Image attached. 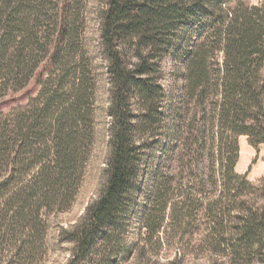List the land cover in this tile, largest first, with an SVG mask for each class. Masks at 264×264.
Wrapping results in <instances>:
<instances>
[{"label":"trees","instance_id":"16d2710c","mask_svg":"<svg viewBox=\"0 0 264 264\" xmlns=\"http://www.w3.org/2000/svg\"><path fill=\"white\" fill-rule=\"evenodd\" d=\"M85 4L0 0V93L37 89L0 110V264L38 263L85 176L98 89ZM99 46L106 183L65 231L66 264H126L136 219L146 242L202 233L212 254L264 264V178L236 172L239 137L264 144V0H107Z\"/></svg>","mask_w":264,"mask_h":264},{"label":"rangeland","instance_id":"374dc122","mask_svg":"<svg viewBox=\"0 0 264 264\" xmlns=\"http://www.w3.org/2000/svg\"><path fill=\"white\" fill-rule=\"evenodd\" d=\"M107 0H85L84 16L86 18L84 39L88 44L97 73V103L95 111V143L92 154L86 166L85 176L76 200L71 208L53 213L48 219L46 237L47 252L37 264H66L72 253L74 243L66 238L65 231L70 230L82 218L87 205L95 200L106 183V165L110 154L111 117L108 112L110 92L106 74V61L99 46L101 35V14ZM249 5H257L262 0H244ZM168 77V75H167ZM166 77V78H167ZM37 89L31 82L25 88L15 93H0V110L9 113L25 106L28 98L35 95ZM240 159L236 172L247 173L248 179L258 181L264 178V144L253 146L248 136L239 137ZM146 229L142 228L139 219L133 221L128 241L139 243L134 255L126 264H239L225 255H214L206 250L201 242L202 233L188 234L186 237L174 234L165 229L160 233L159 242H146ZM181 238L182 240L178 239ZM180 240V241H179ZM146 244V250L140 253L141 246ZM250 264H258L257 261Z\"/></svg>","mask_w":264,"mask_h":264}]
</instances>
